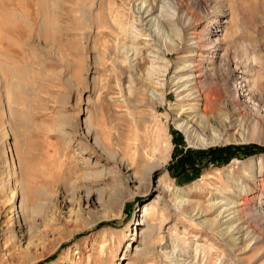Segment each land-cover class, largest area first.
<instances>
[{"label":"rangeland","instance_id":"obj_1","mask_svg":"<svg viewBox=\"0 0 264 264\" xmlns=\"http://www.w3.org/2000/svg\"><path fill=\"white\" fill-rule=\"evenodd\" d=\"M53 1L0 0V264H264V0ZM195 95L216 144L176 126ZM226 147L237 155L210 161ZM248 179L256 196L239 195ZM38 186L55 199L26 224ZM226 198L245 201L238 246L210 208Z\"/></svg>","mask_w":264,"mask_h":264},{"label":"bare ground","instance_id":"obj_2","mask_svg":"<svg viewBox=\"0 0 264 264\" xmlns=\"http://www.w3.org/2000/svg\"><path fill=\"white\" fill-rule=\"evenodd\" d=\"M175 1H179V0H175ZM53 2L57 3L56 0H54ZM155 7H156L155 5L145 7V9L143 10V13L145 14V19L154 12V10L156 9ZM198 98L199 97L197 95L194 96V101H196L197 103L188 104L189 108H185L187 105L181 108L179 107V113L176 118V126L185 134L190 144H192L193 146L194 145L206 146V145L216 144L219 140L214 128V123H216V117L209 114V109L211 108L209 102L206 101L204 103H201L200 102L201 100H199ZM239 126H242L241 123H239ZM254 126H256V123L254 124ZM198 128L202 131L210 130L211 132H213L212 133L213 135H211L209 139L199 138L197 134ZM155 166L156 165H153L152 168L153 169L156 168ZM257 166H258V158L257 159L253 158L247 163L240 164V168L247 171V176L249 179H255L257 176H259V174H261L262 164L259 163L260 166L259 168ZM88 174L91 175L92 172H89ZM62 179L63 180L60 182L62 183V185H64V191H65L63 202H65L66 204L69 203L71 204L75 199V190L77 189L76 186L77 181L76 180L70 181L67 180V178L66 179L62 178ZM249 179L244 181L245 189L243 191H240L239 193L240 196H244L246 195V193L249 192L252 193L254 196L257 195L255 192H253ZM49 184L51 187L59 185L55 180L50 182ZM101 190L103 189L101 188ZM86 192L87 193H85V201L87 203L96 204V205L97 204L105 205L104 195L91 191L90 189H88ZM41 197H43L42 201H40ZM54 199H55V195L53 193H45L42 190V186L34 187L33 191L29 193L28 197L24 196L22 198L21 213L18 216V219L20 218L26 224H28L29 219L35 222V220H37L39 217L36 215L37 209L40 210L41 205L52 204ZM244 199L247 200V198ZM188 202L191 203L192 201L188 200ZM247 203L248 200L246 204ZM211 204L212 205H210V208L217 213L216 218L218 219L219 222V229H220L219 233L221 234V236H225L229 238L228 242L232 241L233 244H235V246H238L243 242H245V240L250 237L251 233L246 229V227L240 226L242 216L245 213V208H246L245 201H242L241 204H238L237 202L230 201V199H227L226 202L220 200V201H214ZM28 209H30L31 212V215L29 216L26 214L27 213L26 211ZM196 215H198L197 212ZM203 215L204 213L199 211V217H202ZM53 219L54 220L52 221L54 223L56 222V224L57 223L59 224L61 220L58 213H56ZM143 222L144 223L142 225L145 226L147 222L146 216ZM65 225H68V223H66ZM29 229L35 231V226H31ZM34 245L35 243L34 244L29 243L27 247L22 248L21 250H17L15 245L9 244L8 252L11 257H14L18 254H23L24 251L31 250L32 246Z\"/></svg>","mask_w":264,"mask_h":264},{"label":"trees","instance_id":"obj_3","mask_svg":"<svg viewBox=\"0 0 264 264\" xmlns=\"http://www.w3.org/2000/svg\"><path fill=\"white\" fill-rule=\"evenodd\" d=\"M220 150H219V153H215L212 151H210V153H208L209 154L208 156L210 157L211 162H228L231 160V158H233L235 155H237V153L234 151L233 147H226V148L220 149ZM248 150L250 152L251 149H248ZM258 150L264 151V147H262V148L258 147ZM249 152L247 151V153H249ZM180 160H181L180 164L182 165L183 168L184 167L187 168L189 166V164L192 165L193 164L192 162H194V158L192 156H189V154H185V153L181 155Z\"/></svg>","mask_w":264,"mask_h":264}]
</instances>
